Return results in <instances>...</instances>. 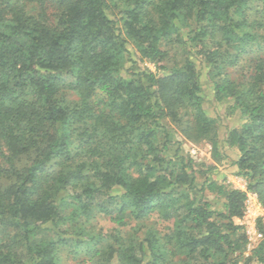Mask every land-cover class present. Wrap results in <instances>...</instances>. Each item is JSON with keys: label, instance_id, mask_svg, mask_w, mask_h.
Masks as SVG:
<instances>
[{"label": "trees", "instance_id": "1", "mask_svg": "<svg viewBox=\"0 0 264 264\" xmlns=\"http://www.w3.org/2000/svg\"><path fill=\"white\" fill-rule=\"evenodd\" d=\"M111 1L0 0V264H56L60 247L90 264H264V234L244 257L233 221L247 192L264 208V72L241 89L201 78L232 50H264V0ZM208 98L238 123L223 142L246 191L198 187L190 159L165 155L170 117L210 141L209 169L227 158ZM93 209L134 221L125 245L95 232Z\"/></svg>", "mask_w": 264, "mask_h": 264}, {"label": "rangeland", "instance_id": "2", "mask_svg": "<svg viewBox=\"0 0 264 264\" xmlns=\"http://www.w3.org/2000/svg\"><path fill=\"white\" fill-rule=\"evenodd\" d=\"M112 3L111 0H109ZM260 10V9H259ZM264 25V18L261 19ZM255 31V30H254ZM257 32L264 34V27L257 29ZM128 49L137 57L136 51L132 45L126 44ZM139 68L147 67L151 71H155V66L147 61H137ZM219 68V69H218ZM202 68V80L206 91V86L209 84L211 78L213 80L226 79L233 83L237 88L241 89L246 87V84L250 81V76L257 71L264 72V50L257 49L253 45H246L241 47L240 50H232L229 53V58L221 64L220 67ZM264 90V85H259L258 89ZM206 94H210L207 92ZM102 95L99 92L93 94L91 102H97L102 99ZM207 97H209L207 95ZM204 108L210 117L216 119V134L218 142L221 145L222 151L227 155V158L223 159L220 164L215 165L213 169H209L211 165L214 166V162L211 159V144L208 139H201L199 141L187 138L181 131L180 127L172 123L170 117L162 119V123L167 127L171 134V144L169 145L165 155L168 158H172L177 154L185 159H190L194 170L195 184L200 186L205 179L214 180L226 188H233L246 191V180L235 174V167L232 162L238 156L236 148H229L223 140L226 137L228 128H231L237 124H231L232 116H228L225 109H221L211 99H206ZM229 123V124H228ZM250 193V192H247ZM204 197L210 203L212 209L222 211L224 209L225 199L223 195L215 192H204ZM245 206L244 215L242 218H234L235 224L243 227L246 234L247 242L244 251V257L248 256L252 250L261 242L264 234V213L261 206L256 203V200H250ZM260 207V208H259ZM111 217L105 215L103 212H99L96 209L92 210V224L96 233H100L107 237V240L117 247L118 243L126 244L128 237L134 226V221L125 214L115 215ZM120 218V219H119ZM149 225L155 226L161 231H165L166 227L170 224L164 221L158 214H154L149 218ZM142 235L138 232V236ZM87 255L84 252H80L74 256L69 251L60 247L55 253L56 264H90L87 260Z\"/></svg>", "mask_w": 264, "mask_h": 264}, {"label": "built area", "instance_id": "3", "mask_svg": "<svg viewBox=\"0 0 264 264\" xmlns=\"http://www.w3.org/2000/svg\"><path fill=\"white\" fill-rule=\"evenodd\" d=\"M254 198H255V200H256V203L259 205V206H261L260 205V203L258 202V198H257V196H256V194H254V193H247V199H246V201H245V206L248 204V203H246V202H249L250 200H254ZM262 207V206H261ZM260 208V207H259ZM263 213H264V209H263Z\"/></svg>", "mask_w": 264, "mask_h": 264}]
</instances>
